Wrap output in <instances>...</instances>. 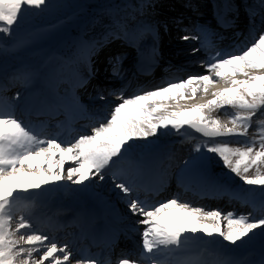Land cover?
Returning a JSON list of instances; mask_svg holds the SVG:
<instances>
[{"label": "bare ground", "instance_id": "bare-ground-1", "mask_svg": "<svg viewBox=\"0 0 264 264\" xmlns=\"http://www.w3.org/2000/svg\"><path fill=\"white\" fill-rule=\"evenodd\" d=\"M143 3L130 0L134 13L142 16L146 23L148 19L156 18L160 22L158 28L145 31L133 26L126 18H121L118 21L126 24L127 37L121 35L120 39H105L110 32L117 31L116 23L109 25L107 32L96 35L95 31L87 38L84 51L73 55L67 62L66 73L59 71L51 74L47 69L26 70L25 65L18 67V50L12 45L20 47L24 43L16 41L15 36L11 38L0 34V62L7 61L1 58L5 55L12 59L9 65L11 71L8 74L1 73L0 98L9 101L15 116L25 124L49 136L63 135L62 141L71 142L79 134L90 133V127L105 119L111 106L119 102L108 95L110 92L123 90L126 97H131L142 89L155 88L168 80L207 74L199 66V61L206 58L203 49L190 58L183 54L194 46L201 47V42L192 38L197 33L202 34V40L211 48L231 52L251 42L253 36L264 30L261 0H150L146 3H151L152 7L144 9L141 15L136 10ZM184 35L190 38L182 40ZM142 53H148L159 64L151 76L132 74L133 61ZM114 66L118 74H114ZM24 73L28 74L27 82L17 79ZM81 82L83 86H80ZM228 86L221 80L210 85L207 93L198 92L194 100H180L179 107L187 110L196 105L197 100L208 102L214 98L213 92ZM17 92L20 93V99L13 101L11 98ZM101 93L105 95V100L99 99ZM73 98L76 103H73ZM53 101L57 105H64L67 111L64 108L55 111ZM164 103L174 107L177 104L176 101L167 100ZM21 105L25 106L24 111L23 106L20 109ZM95 106H98L99 111ZM233 111L228 109V114H225V110L217 109L206 115L231 127L229 121ZM259 119H264V111L254 117L250 133ZM182 130L179 134L163 131L146 141L138 140L127 158L118 161L116 168L122 177L135 180L141 187L142 199L156 204L178 197L181 202L202 207L206 211L219 209L223 213L232 212L235 215H247L253 211L252 205L246 202L251 201V197H256L254 201L257 204L264 202L261 186L245 185L214 154L208 153L209 163L206 158L197 159L201 153L194 152L193 148L205 141L195 139L187 131L182 133ZM181 134L186 136L182 138ZM238 139L243 140L231 137L227 141L234 147H242L236 142ZM136 151L143 152L133 157ZM185 161L194 163L186 167ZM69 166L73 165L66 164L65 168ZM254 172L255 169H252L249 174ZM110 175H106L104 182L93 181L87 187L67 181L50 185L34 193L36 203L33 204H28L27 199L21 200V214L30 219L34 227L53 238L58 247L68 244L73 257L65 264H72L73 260L82 257L96 258L99 264H115L123 255H131L141 260V264H150L147 259L140 257L142 226L135 224L136 217L128 212L124 198L115 188ZM148 186L155 188L156 192L150 193ZM41 194L50 196V201L39 199ZM223 223L226 224V221ZM21 244L24 246L23 242ZM199 246L205 249L200 256L196 255ZM262 248L264 234L259 231L251 239L236 245L222 238H207L198 234L186 243L183 252L165 254L160 259L165 260V264H179L193 257L198 258L200 264H264ZM212 249L216 251L212 253ZM33 257L38 259L39 254L34 253ZM45 264L48 262L45 261Z\"/></svg>", "mask_w": 264, "mask_h": 264}, {"label": "snow or ice", "instance_id": "snow-or-ice-1", "mask_svg": "<svg viewBox=\"0 0 264 264\" xmlns=\"http://www.w3.org/2000/svg\"><path fill=\"white\" fill-rule=\"evenodd\" d=\"M50 0H0V34L11 36L14 26L28 13L35 14L49 6ZM264 7V0H261ZM152 7L143 3L136 11ZM253 28H255L254 16ZM264 24V19L261 20ZM117 31L110 32L105 39L127 37V26L116 22ZM145 31L151 26L141 25ZM189 35L181 37L188 40ZM193 39L201 42L193 54L206 52L199 66L207 74H193L184 79L168 80L163 84L126 97L123 90L112 91L109 96L119 102L111 106L103 120L91 126L90 133L79 134L73 141L65 142L57 136H49L34 129L17 118L8 100L0 98V264H65L73 257L67 243L62 246L41 233L38 227L21 214L24 194L47 189L64 181L73 185L104 182L109 173L112 183L119 190L128 212L136 217L135 224L142 226L140 232V257L150 264H165L160 259L165 254L184 251L186 243L198 234L207 238H222L231 245L251 239L259 231L264 234V202L246 201L253 211L247 215L223 213L219 209L206 211L202 207L181 202L178 197L151 204L140 196L141 187L133 179L122 177L116 165L127 158L138 140H148L163 131L180 133L190 128L207 138V142L193 148L201 153L217 156L223 166L240 177L248 186H261L264 193V119L254 117L264 111V30L253 36L251 42L231 52L211 48L202 34ZM90 59V58H89ZM119 58H117L118 62ZM114 74H118L114 66ZM259 73V74H257ZM91 70L89 69V76ZM238 76L245 77L237 79ZM28 80V74L17 77ZM223 80L230 85L212 93L213 99L182 110L180 100H194L198 92L207 93L209 86ZM83 86V82L81 85ZM13 101L20 99L17 92ZM100 100H105L103 93ZM176 101V106L164 101ZM73 103L75 99L73 98ZM55 111L67 108L53 101ZM217 109L234 111L230 124L223 123L206 113ZM243 138L232 146L230 141L218 138ZM33 161H36L34 164ZM73 166L65 168L66 164ZM194 161H185L191 166ZM255 169L254 174H249ZM27 207V205H25ZM256 213H259L257 215ZM226 221V224L223 223ZM23 242V245L21 244ZM34 253L39 258L33 257ZM76 264H99L96 258L82 257ZM115 264H141L131 255H123ZM179 264H200L198 258H189Z\"/></svg>", "mask_w": 264, "mask_h": 264}, {"label": "rangeland", "instance_id": "rangeland-1", "mask_svg": "<svg viewBox=\"0 0 264 264\" xmlns=\"http://www.w3.org/2000/svg\"><path fill=\"white\" fill-rule=\"evenodd\" d=\"M140 1L150 2V0ZM134 12L130 0H50L46 9L35 14L28 13L18 27L14 26V33L10 37L15 36L16 41L24 43L20 47L12 45L18 50L16 53L18 67L25 65L26 70L39 71L40 69H47L51 74L59 71L66 73L67 61L73 55L84 51L85 42L90 34L92 35L95 31L96 35H99L100 32H107L108 26L116 23L121 18H126L135 27L141 28V25H149L153 29L158 28L160 22L156 18L148 19L146 23L142 16ZM162 24L165 27L167 26L164 22ZM198 47L197 45L189 48L183 54H185V57L190 58L194 55L192 50ZM1 58L7 61L0 62V78L2 72L8 74L11 71L9 65L12 61L8 55ZM27 59L28 61L25 62ZM205 102L207 100H197V104ZM185 131L194 135L195 139L207 142V138L200 133L198 134L195 130L186 128L182 130V133ZM181 135L182 138L186 136ZM218 139L227 140L228 138ZM142 152L136 151L133 157L141 155ZM203 156L209 163L210 155L204 153ZM24 197L23 200L27 199L28 204L36 203L34 193L30 197L28 195L26 197L24 194ZM40 198L47 202L50 201L49 198L51 197L41 196ZM38 204L43 205L42 202ZM214 251L216 250H211L212 253ZM74 262L76 260L71 263L74 264Z\"/></svg>", "mask_w": 264, "mask_h": 264}]
</instances>
